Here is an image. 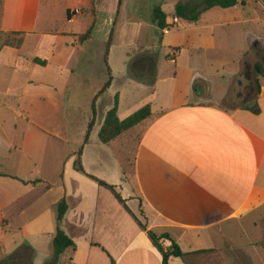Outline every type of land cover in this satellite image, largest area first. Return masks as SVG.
<instances>
[{
	"label": "crops",
	"instance_id": "crops-1",
	"mask_svg": "<svg viewBox=\"0 0 264 264\" xmlns=\"http://www.w3.org/2000/svg\"><path fill=\"white\" fill-rule=\"evenodd\" d=\"M118 1L117 9L120 7ZM93 2L94 0H0L1 32L24 33L20 49L2 47L0 55L5 49H13L17 58L26 63L39 66L33 63V59L37 58L47 61L46 66L54 65L60 71L63 70L71 52L76 48L81 49L83 43L91 40L80 43L75 37L80 34L67 32L69 30L66 25L87 14L88 29H93L104 11L107 14L115 11L116 0H96L94 8ZM261 2L264 8L263 0ZM216 8L219 7L203 13L199 20ZM214 12L218 14L224 11ZM180 21L182 20L178 19L177 25ZM166 22L172 23L169 16ZM216 24L224 26L223 15ZM205 28L210 32L202 36L203 42L200 41L202 45H198L199 50L211 44L210 39L214 37L213 25ZM170 29L162 31L160 43L167 42L165 36L170 34ZM183 30L188 32L186 28ZM40 37L46 38L47 55L25 53L26 44ZM255 43H260L264 48V38L248 33V52L239 60L238 70L230 73L227 80L223 78L224 94L218 99V106L212 103V83L207 80V76L191 70H187L189 74L186 75L183 90L179 88L159 104L155 103V99L145 104L150 106V117L131 130L136 133L137 141L131 154L132 172L129 179L124 180V159L110 174L105 173L104 176L84 169L87 174L117 188L129 186L130 198L138 205V211L132 213L147 225L148 230L156 234H168L183 253L210 251L189 256L190 264H264V212H261L264 209V61L263 65L258 61L253 51ZM169 44L182 47L181 42ZM194 46V43L189 45ZM111 48L112 44L106 57L107 66ZM101 51L103 57V50ZM179 55L174 50L169 55L170 61L173 60L172 57ZM246 60H252L251 71L247 78H243L242 65ZM257 67L262 75H258ZM181 70L182 68L177 69L173 76L174 83ZM110 78V86L106 91L112 88L114 81L111 69ZM124 78H127L128 87L135 92L153 86L152 95L156 97L155 80L149 84L129 78L127 73ZM175 87L176 84L173 89ZM234 92L244 94L239 105L236 104L238 96ZM98 93L95 98L99 96ZM47 96L49 101L55 99L52 95ZM39 97L43 99L42 94L36 95L34 99ZM115 97L118 119L124 120L119 117L122 105L120 92ZM110 109L108 107L102 113L101 121H96L91 131L95 126L100 130ZM116 140L105 145L111 156L116 150L111 145ZM119 171L120 174L122 172V179ZM72 175L76 181L74 190L68 193L63 173L69 210L62 228L72 238L75 250L71 249L72 254L67 258L62 259L61 256L60 264L67 261L70 264H111L101 248L107 251L114 264H162V256L146 232L138 228L109 191L75 171ZM10 177H0V182L17 186L15 182L19 181ZM84 188L92 191V197L84 194ZM16 201V197L9 200ZM140 210L143 216L140 215ZM73 233L84 239L85 254L82 259L79 257L78 243L72 237ZM93 244L100 247H94ZM160 244L167 249L171 243L163 240ZM168 264L185 263L179 258L171 257Z\"/></svg>",
	"mask_w": 264,
	"mask_h": 264
},
{
	"label": "rangeland",
	"instance_id": "rangeland-1",
	"mask_svg": "<svg viewBox=\"0 0 264 264\" xmlns=\"http://www.w3.org/2000/svg\"><path fill=\"white\" fill-rule=\"evenodd\" d=\"M117 1L115 11L109 14L104 11V15H100L92 29L90 42L83 43L81 49H74L61 71L54 65L39 67L26 63L17 58L13 49H5L0 55V172L23 181L39 179L46 183L32 188L19 182H15L17 186L0 182V264H44L51 258L52 235L56 228L55 204L66 193L60 175L64 173L66 191L71 193L76 181L72 175V160L82 146L81 161L85 170L104 176L124 159V180L130 178L136 133L130 131L118 138L111 145L116 149L112 156L98 141L97 126L91 131L87 144L83 145L88 124L101 121L102 113L113 107L117 92L121 94L122 104L119 117L125 119L154 99L159 104L179 88L183 90L186 75L189 74L187 70H191L207 76L212 83V103L218 106V99L224 94V80L238 70L239 60L248 52L246 35L250 33L264 38L262 0H237L236 6L216 8L202 16L196 24L180 21L177 25L172 22L170 25L173 28L165 36L167 42L164 44L160 43V30L153 24V9L160 7L171 21L172 17L174 19L172 6L180 0H120L118 9ZM95 3L96 0L93 8ZM214 11L224 12L214 14ZM222 15L225 24L219 26L216 22ZM88 24L89 15L85 14L66 25V29L69 30L67 32L83 34ZM211 24L214 32V37L210 39L212 43L199 50L202 36L210 32L204 29ZM110 31L113 43L108 66L114 81L109 91L95 98L108 79L105 56ZM6 35L0 30V48ZM178 42L182 47L169 44ZM193 43L195 46L189 47ZM45 45L46 38L40 37L26 44L24 52L44 56ZM173 48L180 55L170 61ZM150 55L154 62L152 75L156 97L152 95L153 86L135 92L124 78L127 73L129 78L149 82ZM262 58L259 62L263 65ZM250 62L246 60L242 65L244 72L245 69L251 71ZM179 68L182 70L174 83L173 76ZM174 84L176 87L173 89ZM41 94L43 99H34ZM47 94L57 101L46 99ZM240 94L243 92H234L235 96ZM241 98L236 99L237 105L241 103ZM117 189L129 209L136 213L138 205L130 198L129 186ZM84 194L93 195L87 188H84ZM12 197H16L17 201L9 202ZM124 215L127 216L126 213ZM72 237L78 243L82 259L85 254L84 239L77 233H73ZM70 254L72 250L67 249L61 255L62 259ZM188 261L191 262L189 258Z\"/></svg>",
	"mask_w": 264,
	"mask_h": 264
},
{
	"label": "trees",
	"instance_id": "trees-1",
	"mask_svg": "<svg viewBox=\"0 0 264 264\" xmlns=\"http://www.w3.org/2000/svg\"><path fill=\"white\" fill-rule=\"evenodd\" d=\"M264 2V0H263ZM237 0H187V1H176L173 9H174V17L179 20L187 21L189 23H196L199 21L201 15L212 9L214 7H219L221 9H228L237 5ZM120 5V0L118 1V6ZM153 24L158 28V30L162 31L167 28H173L172 25L168 24L167 17L168 15L165 14L160 7H155L153 9ZM92 27L89 28L84 34L75 35L76 39L80 42H86L91 39ZM113 34L110 31L108 40L106 42V56H105V64L107 66L106 57L109 51V48L112 44ZM24 41V33L22 32H9L6 35V38L3 43V47H9L14 49H20ZM168 58V56H167ZM150 67L147 73L150 72V81H144L145 83L152 84L153 83V56L150 55ZM33 63L45 67L47 65V61L40 60V59H33ZM258 75H262L260 69L257 67ZM108 72V80L99 91L98 94H102L104 91L107 90L110 86L111 78H110V69L107 66ZM136 79V78H135ZM139 80V79H138ZM194 90V87H193ZM151 115V110L149 105H145L137 110L132 115L128 116L124 120H119L117 116V98L115 97L114 106L106 113L104 117V121L102 126L98 132V140L101 144H109L110 142L120 138L127 132H130L134 127L141 124L143 121L148 119ZM93 127V122L88 124L87 132L84 136L83 145L87 144L88 138ZM83 146L79 149L76 154V157L72 163V169L76 173H79L89 180L93 181L99 187L106 189L111 193L117 203L124 209V211L133 219L136 223L138 228L146 232L149 240L152 242L154 247L158 250V252L162 256V264H168V261L171 257L181 259L185 264H190L188 261L189 256L205 254L210 251H197L193 253H183L178 245L171 240L168 234H156L152 230L147 229V225L135 216L132 211L127 206V201L123 199L120 193L117 191V187L114 185H110L103 180H100L92 175H89L85 172L84 167L82 165L81 157H82ZM0 177H10L2 172H0ZM13 180L19 181L25 186H30L32 188H39L46 183L42 180L35 179V180H28L23 181L18 179L17 177H10ZM60 179H63V173L60 175ZM69 210V205L65 195L55 204V213H56V228L55 232L52 236V246H53V253L51 258L45 262L44 264H60V257L67 249L75 250V244L73 240L62 230V224L65 219V216ZM140 215L143 216L142 211L140 210ZM163 240L170 241V246L167 249H164L160 242ZM94 247H100L98 244H93ZM101 250L108 256L110 263L114 264L111 256L105 251V249L101 248Z\"/></svg>",
	"mask_w": 264,
	"mask_h": 264
},
{
	"label": "flooded vegetation",
	"instance_id": "flooded-vegetation-1",
	"mask_svg": "<svg viewBox=\"0 0 264 264\" xmlns=\"http://www.w3.org/2000/svg\"><path fill=\"white\" fill-rule=\"evenodd\" d=\"M253 51L255 52L256 57L258 58V61H259V59L262 58L261 57L262 55H263L262 60L264 61V48L261 46L260 43H255L253 45ZM251 62H252V60H251ZM241 97H242V95L240 94V95H238L237 99L240 100Z\"/></svg>",
	"mask_w": 264,
	"mask_h": 264
},
{
	"label": "built area",
	"instance_id": "built-area-1",
	"mask_svg": "<svg viewBox=\"0 0 264 264\" xmlns=\"http://www.w3.org/2000/svg\"><path fill=\"white\" fill-rule=\"evenodd\" d=\"M172 22L175 24V23H177V22H178V19H177L176 17H174V19H172ZM168 29H169V28H167V29L163 30V32H166V31H168Z\"/></svg>",
	"mask_w": 264,
	"mask_h": 264
},
{
	"label": "water",
	"instance_id": "water-1",
	"mask_svg": "<svg viewBox=\"0 0 264 264\" xmlns=\"http://www.w3.org/2000/svg\"><path fill=\"white\" fill-rule=\"evenodd\" d=\"M243 76H244L243 78H247L248 77V72L245 71L244 74H243Z\"/></svg>",
	"mask_w": 264,
	"mask_h": 264
}]
</instances>
